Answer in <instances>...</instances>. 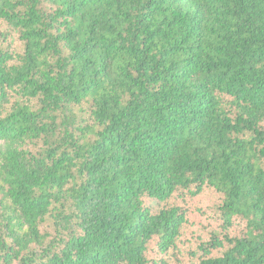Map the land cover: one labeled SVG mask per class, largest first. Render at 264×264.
<instances>
[{
	"label": "trees",
	"instance_id": "trees-1",
	"mask_svg": "<svg viewBox=\"0 0 264 264\" xmlns=\"http://www.w3.org/2000/svg\"><path fill=\"white\" fill-rule=\"evenodd\" d=\"M0 264H264V0H0Z\"/></svg>",
	"mask_w": 264,
	"mask_h": 264
}]
</instances>
